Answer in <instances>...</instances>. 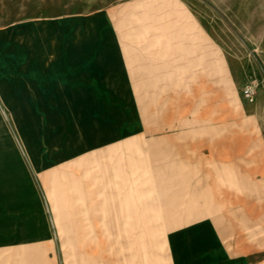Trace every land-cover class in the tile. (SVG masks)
I'll use <instances>...</instances> for the list:
<instances>
[{
  "label": "rangeland",
  "instance_id": "1",
  "mask_svg": "<svg viewBox=\"0 0 264 264\" xmlns=\"http://www.w3.org/2000/svg\"><path fill=\"white\" fill-rule=\"evenodd\" d=\"M148 1L0 0V264H191L208 224L264 259V0H177L192 43Z\"/></svg>",
  "mask_w": 264,
  "mask_h": 264
},
{
  "label": "crops",
  "instance_id": "2",
  "mask_svg": "<svg viewBox=\"0 0 264 264\" xmlns=\"http://www.w3.org/2000/svg\"><path fill=\"white\" fill-rule=\"evenodd\" d=\"M148 2L151 4L148 7H150V9L153 11V16L151 17V26L155 31H159L160 33H162V35L160 34V37L159 34H157L155 40H159L158 38L161 37L166 38L165 36H168L165 40L167 43H170L171 41H177L178 43L186 41L188 43H192L190 37H187L185 35L186 32L191 31L192 24L189 21V17L187 15H183L180 12L181 6L178 4L177 0H149ZM168 31H172L171 34H167ZM186 116L187 113L181 114V118H185ZM180 126L184 127L185 123ZM170 139L176 140V137L163 135L156 138H149L147 139V143L162 144L165 140ZM167 151H157L159 155H157L156 152L154 153L152 151V159L154 160V163L152 164L151 169L155 174L159 176L167 172L175 171L179 169V167H181L180 164H176L177 162L170 160L168 162V159L164 156H173V154H175L176 157L180 156V159L185 162L189 161L190 159L188 156H185L182 153L170 152V154H168L169 149ZM116 171H114L115 173L113 172L111 175L103 174V177L107 178V180L111 183V181L117 177L119 171ZM129 181L131 182V179ZM101 208L104 209L105 207L102 205ZM125 217L126 220H128L130 216L128 214ZM112 225H114L115 230H113L116 231L117 238L132 237L134 239L136 236L149 238L151 235V226L149 227L147 223H144L140 229L138 228L140 230L138 235L133 234V230H135V227L132 223L128 224L127 222L126 226H123L118 223V220H116V223ZM121 233H124V236H121ZM191 233L196 234L195 236L192 235L194 236V238H192L190 246L191 264H264L263 256L260 255V253L262 252V243H259L258 245H250L248 243L246 244L243 243L241 237L238 236V238H234V240H232V243L230 244L231 248H229L228 245L226 246L223 243L222 245L220 244V240L210 229L209 224L206 226L203 225L201 228H197L193 232L191 231ZM179 245V247L181 248V243ZM185 254L186 251L184 252L182 248L176 251V255L179 259L178 264L184 263L183 256ZM193 258H196V261H193Z\"/></svg>",
  "mask_w": 264,
  "mask_h": 264
},
{
  "label": "built area",
  "instance_id": "3",
  "mask_svg": "<svg viewBox=\"0 0 264 264\" xmlns=\"http://www.w3.org/2000/svg\"><path fill=\"white\" fill-rule=\"evenodd\" d=\"M245 93H246V95L249 97L250 90H249V89H246Z\"/></svg>",
  "mask_w": 264,
  "mask_h": 264
}]
</instances>
